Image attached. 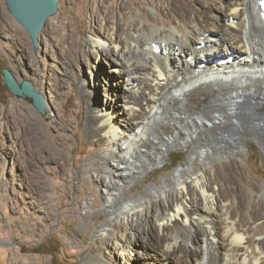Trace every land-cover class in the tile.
I'll return each instance as SVG.
<instances>
[{"label":"bare ground","instance_id":"bare-ground-1","mask_svg":"<svg viewBox=\"0 0 264 264\" xmlns=\"http://www.w3.org/2000/svg\"><path fill=\"white\" fill-rule=\"evenodd\" d=\"M258 1L147 0L161 15L160 25L132 19L128 27L121 15L112 20L114 32L109 33L100 30L94 14L96 37L72 41L70 61H61L62 75L70 87L76 81L80 93L89 94L77 103L86 111L79 113L77 126L86 131L89 155L98 153L106 162V167L95 164L106 211L96 233L105 238L108 253L81 247L82 264H111V251L121 264H264V187L235 160L211 161L214 155L243 153L249 140L264 149V21ZM118 10L120 5L101 13L112 18ZM59 28L65 29L62 23ZM42 38L47 47L49 34L43 32ZM88 59L107 64L105 85L92 81V70L83 75V63L92 69ZM74 67L83 68L85 78L76 80ZM86 80L96 91L103 87L102 98H91L95 93ZM194 95L208 96L199 111L189 105ZM26 116L25 105L12 102L3 118L17 131ZM29 122L25 135L37 151L38 125L34 118ZM18 139L9 147L7 176L40 188L45 199L48 189L32 177L36 162L26 159V149L20 152ZM181 147H192L186 167L166 174L161 187L151 185L139 198L126 196L125 183L166 167L170 154ZM52 159L55 175L70 173L64 157ZM115 230L121 235L111 241ZM179 243L185 244L182 251Z\"/></svg>","mask_w":264,"mask_h":264},{"label":"rangeland","instance_id":"rangeland-1","mask_svg":"<svg viewBox=\"0 0 264 264\" xmlns=\"http://www.w3.org/2000/svg\"><path fill=\"white\" fill-rule=\"evenodd\" d=\"M117 5L121 6V10L116 11L112 18L107 16L108 12L101 13ZM94 14L98 17L100 30H107L109 33L114 32L112 20H118L121 15L125 16L128 27L132 19L149 21L155 25H160L163 21L161 15L147 4V0H58V12L46 23L43 30L49 34V45L46 47L41 44L43 38L42 41L40 38L37 54L34 55L28 35L10 16L5 1L0 0V264H13L16 261H20L19 264H82V258L77 253L81 247H94L98 252L108 253L105 238L96 233L106 220V211L103 188L97 180L99 171L96 172L95 164L106 167V162L99 159L101 156L98 153L89 155V149L92 147L89 145L86 131L83 128V132H80L77 126L79 113L86 115V111H81L77 103L87 99L89 94H81L82 86L76 81L71 87L66 83L67 77L62 75L65 66L61 63L70 61L69 50L73 40H80L82 43L96 37L93 32L96 22ZM59 23L64 25V30L56 29ZM62 39H66L63 44ZM61 53L63 54L60 55ZM89 64L92 69L83 63L84 74L83 68L81 70L74 67L76 80L85 78L83 75L92 70L96 74L92 81H96V85H105L103 72L109 70L107 64L99 59L96 63L90 61ZM98 65L100 67L97 69ZM3 69L10 70L18 82L25 80L32 83L35 90L44 95L47 115H39L31 104L11 94L2 78ZM92 81L85 82L88 90L95 93H92L91 98H102L103 87L98 86L96 91ZM207 101L206 95H194L189 105L191 109L201 110ZM12 102L25 105L28 120L20 124L17 131L10 130L8 125L12 123L7 124L9 119L3 118ZM32 118L36 120L40 134L37 151L34 147L36 145L27 141L29 135H25L29 131V121H32ZM12 136L20 140L23 137L22 143L18 139V147L20 152L22 148L26 149V159L36 162L35 167L32 166V177L35 182L38 181L39 186L43 184L48 189L45 199L41 197L43 193L40 188L35 185L22 186L21 180L14 183L7 176L5 168L8 166L7 158L14 140ZM245 145L246 149L237 156L218 154L211 156V161L214 165H219L235 160L254 183L264 187V149L255 140L246 141ZM190 149L192 147L188 150L181 147L173 151L165 163L166 167L152 171L139 180L125 183L123 189L126 196L139 198L149 186L159 184L161 187V180L166 174L174 172L180 166L186 167L184 163ZM58 156L68 161L67 167L70 169V173L60 178L54 174L55 164L52 163V158L56 159ZM179 158H182V161L172 167ZM200 166L201 160L197 159V167ZM44 171L47 173L44 174ZM21 173L23 177L27 176L26 172L24 174L20 170L17 171L18 175ZM120 235V230H115L108 238L114 241ZM144 243L147 249L149 244L146 241ZM179 244L182 251L185 244ZM137 248L135 252L141 256L143 251L140 247ZM135 252L126 255L133 257ZM110 254L111 264L122 263L119 254L113 251Z\"/></svg>","mask_w":264,"mask_h":264},{"label":"water","instance_id":"water-1","mask_svg":"<svg viewBox=\"0 0 264 264\" xmlns=\"http://www.w3.org/2000/svg\"><path fill=\"white\" fill-rule=\"evenodd\" d=\"M10 16L28 35L34 55L46 23L58 12V0H4ZM2 78L11 94L31 104L41 116L48 114L47 102L34 85L28 81L18 82L8 69H3Z\"/></svg>","mask_w":264,"mask_h":264},{"label":"trees","instance_id":"trees-1","mask_svg":"<svg viewBox=\"0 0 264 264\" xmlns=\"http://www.w3.org/2000/svg\"><path fill=\"white\" fill-rule=\"evenodd\" d=\"M181 161H182V158H179L176 162H174V163L172 164V167L177 166V165L179 164V162H181Z\"/></svg>","mask_w":264,"mask_h":264},{"label":"flooded vegetation","instance_id":"flooded-vegetation-1","mask_svg":"<svg viewBox=\"0 0 264 264\" xmlns=\"http://www.w3.org/2000/svg\"><path fill=\"white\" fill-rule=\"evenodd\" d=\"M36 248H37V249L39 248V244H38V245H36Z\"/></svg>","mask_w":264,"mask_h":264}]
</instances>
